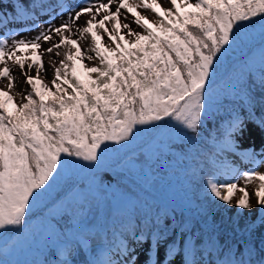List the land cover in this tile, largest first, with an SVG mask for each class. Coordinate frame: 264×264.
I'll return each mask as SVG.
<instances>
[{"label": "snow or ice", "instance_id": "6c2138e0", "mask_svg": "<svg viewBox=\"0 0 264 264\" xmlns=\"http://www.w3.org/2000/svg\"><path fill=\"white\" fill-rule=\"evenodd\" d=\"M170 3L172 7L164 9L156 0H16L10 5L11 15L0 12L3 28L25 21H31L33 28L40 27V13L49 17L44 21L47 29L34 39H12L10 48L8 39H0V78L7 80L6 88L0 89V264H21L9 260L18 255L13 237L25 233L35 242L36 234L29 225L38 207L55 204L63 191L73 193L71 203H83L86 190L75 188L70 181L87 177L90 190L96 173L122 153L134 154L150 134L171 133L195 148L205 123L219 120L222 127L217 129V150L221 153L235 151L239 147L237 137L251 139L254 135L248 129L245 137L247 118L242 119L233 110L224 124L225 117L219 113L226 94L238 97L243 93L250 99L244 78L254 65L248 52L259 54V85L264 92V0ZM113 4L116 7L111 11ZM138 8L150 10L158 19L150 22L137 12ZM121 9L130 13L133 23L142 30L124 23L127 39L121 34ZM85 15L89 18L78 27L77 21ZM57 18L63 21L59 26L53 23ZM106 22H111L110 29ZM99 29L107 35L108 43H102ZM72 35H78L80 41L90 37L91 42L82 50ZM54 38L58 42H53ZM40 41L52 42L47 53L62 57L59 66L55 60L51 62L54 75L50 83L43 79L44 65L36 52ZM25 49H31V62L17 55ZM238 52L243 54L242 60L235 57ZM233 59L239 62L232 64ZM84 61L95 63L88 67ZM230 64L234 70L225 93L221 91L222 75ZM17 66L28 87L14 96L11 68ZM25 66L28 72H24ZM33 68L35 76L31 74ZM237 68L239 71H235ZM260 99L264 101V95ZM253 123L264 131V105ZM261 148L264 153V140ZM256 155L251 148L243 153L253 163H257ZM216 168L205 183V195L250 212L247 186L255 184L258 219L264 226V173L254 169L239 172L223 161ZM218 176L224 180H218ZM240 179L244 187H238ZM60 212L72 217V225L61 232L52 223L54 216H45L42 221L48 231L37 245L39 255L52 248L56 258L25 264H72L73 252L87 247L90 234L83 221L72 214L70 206L61 207L56 214ZM166 231L157 219L148 233L133 231L131 244L122 237L113 254L106 253L103 261L94 258L86 264H174L171 257L175 249L165 239ZM241 231L248 236L257 229L248 224ZM146 242L148 248L141 259L137 247L142 248ZM261 245L257 252L256 245L246 240L247 256L239 244L226 253L216 250L214 264H264V236ZM187 256L180 259V264H213L202 257L197 260L194 248H189Z\"/></svg>", "mask_w": 264, "mask_h": 264}, {"label": "trees", "instance_id": "16d2710c", "mask_svg": "<svg viewBox=\"0 0 264 264\" xmlns=\"http://www.w3.org/2000/svg\"><path fill=\"white\" fill-rule=\"evenodd\" d=\"M234 55L239 60L244 58L243 54L239 52ZM248 56L254 65L251 74H246L244 78L245 87L250 99L243 93L238 97L226 94L222 98L224 107L219 113L220 116L225 117L223 123L227 122V116L233 110L238 115L240 113L248 114L252 109L260 113L261 107L264 105V101L260 99L264 95L259 85L260 57L258 53L254 52H248ZM239 60L233 59L232 64H237ZM232 64L229 65L228 72L222 75L224 85L221 91L225 93H227V85L230 83L228 77L234 70ZM235 71H239V69L237 68ZM221 127L222 124L219 120L210 119L209 124L205 123L200 142L195 148L186 146V140L174 134L153 133L141 142L140 147L134 154L122 153L115 161H110L107 168L113 167L112 171L115 180H127L133 188L132 194L136 195V190L140 189V193L145 191L151 194L152 197L145 196L144 199V196H140L137 200L140 210L139 212L132 213L131 216L116 220V218L113 219L114 211H112V226L108 227L106 232H101L102 236L99 232L91 234L89 232L88 241L93 244H100V247H107L113 243V232L118 226L125 224L130 235L133 231L139 234L141 230L148 233L149 229H152L157 219H159L160 227H167L164 235L165 239L169 241L170 246L177 245L179 250L182 251L186 241H188L196 251H200L204 255L203 260L205 262L217 259L218 254L216 250L223 249L224 253H226L229 247L237 244L243 246L244 255L247 256L246 240L249 243H254L256 251L259 252L262 247L261 238L264 236V226L261 225L257 212L252 211L247 213L245 210L239 211L237 208L224 204L210 195H205V183L217 171V161L222 155L216 148L217 142L220 139L217 129ZM167 139L174 140L176 143L177 139L179 143H183L184 150L187 149V154L181 155L170 167L160 166V168L170 169L169 177L164 178V182L161 185L138 188L135 178L131 176L125 177L126 173L120 170V166L124 162L135 160L141 152H146L152 160H156V157L151 154V149L158 145L159 140ZM157 162L159 164V161ZM88 185H90V180L88 181ZM110 189L115 190L114 184H112ZM63 192L56 198L55 203L62 198ZM134 196L127 195V200L134 198ZM148 198L152 199L153 202L151 204L146 203V199ZM128 203V211L131 212L132 205L129 201ZM42 207L43 205L36 209L31 222L42 215H47L48 207H45V210H40ZM124 213L126 216L128 212L124 211ZM72 214L78 216L76 213ZM52 223L58 231L64 232L68 226L72 225L73 220L68 213H62L59 217L54 216ZM248 224L257 229L254 235L245 236L241 231ZM236 225H239V227H236ZM33 233L36 234L34 243L27 238V234L25 233H20L13 237V240L17 239L28 245L32 249L33 254L28 257L13 255L9 257L10 261H19L21 264H25V262L36 259L44 260L46 253L51 254L55 251L49 248L43 255H39L37 245L43 238V235L39 237L37 235L38 231H34ZM94 250L98 251V247H94ZM234 250L235 247H233V252ZM88 255L92 256L91 253L87 254L80 247L73 252L70 258L75 259V264H86L89 261ZM54 258L56 257L52 255L48 260L51 261Z\"/></svg>", "mask_w": 264, "mask_h": 264}, {"label": "rangeland", "instance_id": "374dc122", "mask_svg": "<svg viewBox=\"0 0 264 264\" xmlns=\"http://www.w3.org/2000/svg\"><path fill=\"white\" fill-rule=\"evenodd\" d=\"M194 1V0H192ZM16 0H3V4L0 5V12H6L9 15H11V8L10 5L12 3H15ZM29 0H25V3H28ZM74 0H66V3H73ZM92 2H105V0H92ZM131 3L132 0H129ZM149 3H151V0H148ZM158 4H160L164 9L171 8L172 5L170 3V0H156ZM83 6V5H81ZM116 5L113 4L110 8L111 11L115 10ZM159 11V9H158ZM137 12H139L140 15L147 17V19L150 22H155L158 17L152 13L150 10H145L143 8H138ZM41 14H44L43 12L40 13L39 18L41 17ZM66 18V17H65ZM89 17L85 15L82 17L79 21H77V26H83L85 21ZM46 19H49L48 16H46ZM100 17H97V20H99ZM120 23H121V34L126 36V29H123L122 25L124 23H129L131 27L136 31H142L141 29L137 28V26L133 23L134 17L128 13L126 10L121 9V15L119 17ZM63 21L60 18H57L53 21V23L56 26H59ZM40 24V27H32L31 21H25L21 23H14L11 24L9 28H3L0 26V39H8V47L10 48L12 45V39H25L30 40L34 39L37 35L40 34L41 31H44L47 29L48 24L44 22H38ZM106 27L109 29L111 28V22H106ZM98 35H102V43H108V37L106 34H103V30L99 29L97 30ZM13 33H15L13 35ZM72 39H76L82 46V50L86 49L87 46L90 44V37L87 41H80L78 35H72ZM53 42H58V38H54ZM41 47L36 50L37 55L41 56V60L44 65V69L42 71V76L45 82H51L53 79L54 71L53 67L51 66V62L53 60L56 61V66H59V60L62 57H55L54 54H48L47 48L52 46V42H45L40 41ZM63 49H61V52ZM74 51V49H73ZM17 55L23 56L31 62L33 59L31 55V49H25L23 52H18ZM260 59V58H259ZM84 63L88 66H94L95 62L92 61H84ZM2 67V66H0ZM27 66H25L24 72H28ZM31 74L35 76V69L33 68L31 71ZM11 75L14 78V90L13 95L15 96L17 93H19L22 89H26L28 86L25 84V77L21 74V70L19 67H13L11 68ZM7 80L0 78V89L6 88ZM17 102H19V96H16ZM255 111L256 115H252V113ZM260 113H258L257 110L252 109L250 113H240L239 116L244 119L247 118V129L245 132V137H247L248 129H251L254 131V135L251 139L244 138L241 139V137H237V142L239 143V147L235 151L228 150L226 152H223L222 155L219 157V160L217 161V164L221 161L224 163L235 167V169L239 172L246 171L249 169H254L256 171H259L261 173H264V163H259L260 161H264V153H261L259 155H256L255 159L257 163H253L248 159H245L243 157V153L251 148L252 151H255V147L261 148L262 140H264V131H261L257 124L253 123V121L256 120L257 116H259ZM206 123H210V120ZM225 122L224 124H226ZM177 143L178 140L176 139ZM252 142H255L254 145L251 144ZM174 140H159L158 145L156 147H153L151 149V154L156 157V160H152L151 157L148 156L146 152H141L139 156L132 161L124 162L120 166V170H123L126 174L125 177L131 176L135 178V182L137 187H149V186H156L161 185L164 182V178L169 177V168H160V166H167L170 167L172 163H175L181 155L187 154V149L184 150L183 143L177 144ZM185 145L188 147H193V145L186 141ZM217 148V147H216ZM184 150V151H183ZM183 151V152H182ZM159 161V164L158 162ZM108 166V165H107ZM107 166L102 169L100 172L96 173L94 176L95 183L92 185V188L89 190L88 181L89 178L85 177L84 179L74 178L72 181H70V184L74 185L75 188H83L86 190V199L83 203H71V198L73 196V193L71 191H65L62 194V198L57 201L55 204L48 205L47 215L52 214L55 217H59L60 214L66 213V212H60V214H56L57 210L60 209L63 206H70L72 209V213H76L79 218L83 221V223L86 225L88 231L91 233H100L106 232V229L109 227L108 225L111 219V212L114 211L116 220H119V218H125L127 216L132 215V213L139 212L140 205L138 204L137 200L140 196H150L151 194L142 191L140 193V189L136 190V195L132 194L133 188L128 183V181L124 180H115L113 177V167L107 168ZM218 180L223 181V176H218ZM114 184L115 190L110 189V187ZM245 182L244 180L240 179L238 181V187H244ZM256 185L250 184L247 186V191L250 195V201L252 203V209L250 212H257V216H259V210L256 205V197L254 195ZM127 195H135L134 198H129L127 200ZM240 193L237 191L236 197H238ZM128 201L130 202L131 206V212L128 210ZM153 201L151 198L146 199V203L151 204ZM120 203V206L117 208L115 207V204ZM234 207V206H232ZM236 208V207H234ZM40 210H45V206H43ZM81 213H79V212ZM124 211L128 212L125 216ZM247 213H250L248 210H245ZM45 215V216H47ZM42 215L41 217H38L34 221H32L29 225V228L31 232L38 231L37 235L41 237L43 235V238L46 236V233L48 231V226L46 223H44L42 220L45 217ZM112 223V221H111ZM70 226H68L69 228ZM67 228V229H68ZM65 229L64 232L67 230ZM102 236V234H101ZM126 238L127 241L131 244V235L128 233L127 228L125 225H121L117 231L115 230L113 233V244L112 246L107 247H100V244H93L92 242L88 241L87 247L81 246L86 253H91L92 256L88 255V260L91 259H99L103 261L106 258V253L111 255L113 254L116 246L120 243L121 238ZM15 241L18 244L17 256L21 257H28L33 254L32 249L23 243L20 240L15 239ZM243 252L244 248L241 244ZM94 247H98V251L94 250ZM175 249V252L173 253L171 259H173L174 264H180V259H187V253L190 248V242L186 241L184 245V249L182 252L178 250L177 245L176 246H170ZM148 248V243L146 242L142 248L137 247V251L141 253V259H144V251ZM236 249L234 250V252ZM197 252V260H200L201 257L203 258V255L200 251ZM52 254H45V257L50 259ZM113 258H116L115 256ZM72 264H75V259H71Z\"/></svg>", "mask_w": 264, "mask_h": 264}, {"label": "bare ground", "instance_id": "6f19581e", "mask_svg": "<svg viewBox=\"0 0 264 264\" xmlns=\"http://www.w3.org/2000/svg\"><path fill=\"white\" fill-rule=\"evenodd\" d=\"M42 16H43V17L45 16V17H44V18H39V21H38V22H44V21H47V20H48V19H46V16H47L46 14H41V17H42ZM254 143H255V142H252V141H251V144H252V145H254ZM255 151H256L257 155H259V154L262 153V150H260V149L257 148V147H255ZM113 216H115V214H114ZM113 216H111V218H112ZM111 226H112V225H111ZM133 246L135 247V245H133Z\"/></svg>", "mask_w": 264, "mask_h": 264}, {"label": "water", "instance_id": "95a60500", "mask_svg": "<svg viewBox=\"0 0 264 264\" xmlns=\"http://www.w3.org/2000/svg\"><path fill=\"white\" fill-rule=\"evenodd\" d=\"M116 207H118V204H117V206Z\"/></svg>", "mask_w": 264, "mask_h": 264}]
</instances>
